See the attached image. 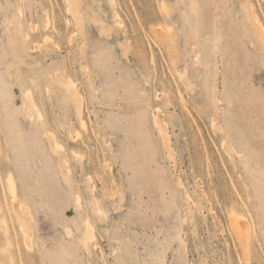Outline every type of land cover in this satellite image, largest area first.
Masks as SVG:
<instances>
[{"label": "rangeland", "instance_id": "374dc122", "mask_svg": "<svg viewBox=\"0 0 264 264\" xmlns=\"http://www.w3.org/2000/svg\"><path fill=\"white\" fill-rule=\"evenodd\" d=\"M78 2L81 30L66 0H0V264H264V52L243 10L264 25V0ZM231 210L252 221L249 262Z\"/></svg>", "mask_w": 264, "mask_h": 264}, {"label": "bare ground", "instance_id": "6f19581e", "mask_svg": "<svg viewBox=\"0 0 264 264\" xmlns=\"http://www.w3.org/2000/svg\"><path fill=\"white\" fill-rule=\"evenodd\" d=\"M66 2H67V11L69 12V14H71V16H72V18H73V20L75 22V25L78 28V30H81V28H82L81 26L82 25H81V18H80V14H79V2H78V0H66ZM20 3H21V0H16L18 14H21V11H22V9H21V11L19 9V6L21 5ZM192 4L194 6V1H193ZM248 6L249 5L247 3L243 4V10L246 13L247 20L254 27L255 38H256V40H257V42L259 44V47H260L261 51L264 52V25L259 20L258 16L255 14V12L250 10ZM162 9L166 13H168V10H167L168 8L165 5V3H162ZM116 18L118 20H120L117 14H116ZM43 19H44V22H45V28H47L48 20L45 19L44 16H43ZM119 24H121V23H119ZM19 26L20 25H18V32H21L20 31L21 28ZM32 29H35V28H32ZM161 31L162 30H160V28H156V29L152 30V33H153V35L158 37V36L161 35ZM22 38L25 39L26 37L24 35H22ZM46 38H47V36H46ZM192 39L193 40L196 39L195 32L193 33ZM191 58H192V61H193L195 66H199L201 64L200 56L198 55L197 52L194 51L192 56H191ZM61 78H63V77H61ZM181 79L186 80L187 87L191 86V83H189V81L187 80L185 74L181 75ZM58 83H59L60 87L63 89L64 94L67 97L68 101H71L72 104H73L74 110L76 111V117H77V119H76L77 121L76 122L78 123L79 129L85 131L86 128H87V125H86L84 117L82 116V106L84 104L83 103L84 98H83V95L79 91L78 84H75L73 82V80L71 81L70 79H66V78H63V81H58ZM24 96L26 97V99L28 100V103L30 104V109L31 110L33 109V110L36 111L37 110L36 109V105L34 104L30 93L28 91H26ZM26 109H28V108H26ZM30 113H32V111H30ZM30 113H29V115H30ZM36 114H37L38 119L41 120L42 116L39 114V112H37ZM160 116L162 118V115H160V113L158 112L157 117L154 118V121H155L156 125H158V126H160V124L162 123V120H161ZM163 118H164V116H163ZM70 132H69V135H70ZM160 132H161V135H162L163 143L168 148V138L169 137H167V134L165 133L164 129L162 128V125L160 127ZM76 136H79V135L77 134ZM48 137H49V139L51 141L52 153L53 154L54 153H58L62 149V145L58 142V140L56 139V137H55L53 132H48ZM159 137H160V134H159ZM77 156H79V155L76 154V157ZM80 158H81V156H80ZM68 161L69 160H68V158H67V156L65 154L62 162H63V164L66 167L68 165ZM67 172H69L68 168H67ZM7 185H9L8 187L10 188V192H11V193L9 192L11 194V212H12L13 216L15 217V219L17 220L18 224H19L20 231H21V233L23 235V242L28 247L29 244H30V231H29V229L27 227V223L29 221V217H31V216H29V214H28L29 212H25L21 208L19 203L17 202L16 197L14 195V194H16V193H14L15 189H13V183H12L10 178H8V184ZM94 200L95 199H93V203H92L93 207H94V211L99 216L103 211L101 210V208L98 207L97 202L95 203ZM187 201L189 203L193 204V201H192V199L189 196L187 197ZM27 210L28 209H26V211ZM228 215H229V220H228L229 221V225H230V228H231V230H232V232H233V234L235 236L236 243L241 248L242 256H243L245 262H249L250 259H251L252 251H253V239H254V234H255L252 221L246 215L241 214V213H237L234 210H231L230 214H228ZM90 224L88 222L84 223V233H83L82 243H83V245L85 246L86 249H88L89 245L93 244L94 238H95L94 237V233H93L94 230L92 229Z\"/></svg>", "mask_w": 264, "mask_h": 264}]
</instances>
